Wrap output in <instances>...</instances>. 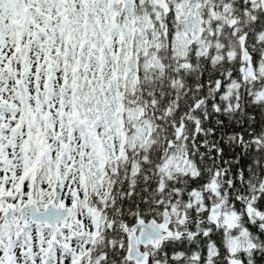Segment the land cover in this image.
<instances>
[{"label": "snow or ice", "instance_id": "6c2138e0", "mask_svg": "<svg viewBox=\"0 0 264 264\" xmlns=\"http://www.w3.org/2000/svg\"><path fill=\"white\" fill-rule=\"evenodd\" d=\"M0 264H264V0H0Z\"/></svg>", "mask_w": 264, "mask_h": 264}]
</instances>
